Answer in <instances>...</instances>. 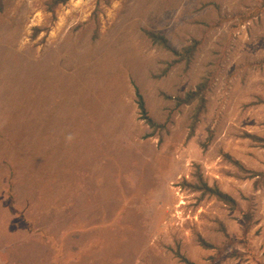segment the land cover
<instances>
[{"label":"rangeland","instance_id":"1","mask_svg":"<svg viewBox=\"0 0 264 264\" xmlns=\"http://www.w3.org/2000/svg\"><path fill=\"white\" fill-rule=\"evenodd\" d=\"M187 262L264 264V0H0V264Z\"/></svg>","mask_w":264,"mask_h":264},{"label":"trees","instance_id":"2","mask_svg":"<svg viewBox=\"0 0 264 264\" xmlns=\"http://www.w3.org/2000/svg\"><path fill=\"white\" fill-rule=\"evenodd\" d=\"M151 36L154 37L153 35H151ZM189 95H190V96H188V97H191V98L193 97V94L189 93ZM188 97H187V99H188ZM139 106L141 107V109H143V105H142L141 102H139ZM147 120H149V118H147ZM150 122H151V121H150ZM198 180H199L200 183H201L200 186H202L203 189H204L206 192H209V193L213 194L214 196H216L217 198H219V200H222V201H224V202H226V203H229L230 200L232 201V199H231L229 196L225 195L224 193L220 192L219 190H213V189L209 188L205 183H203V182L200 180V178H199ZM232 202H233V201H232ZM202 244L205 245L204 243H202ZM187 264H193V263H191V262H187Z\"/></svg>","mask_w":264,"mask_h":264}]
</instances>
